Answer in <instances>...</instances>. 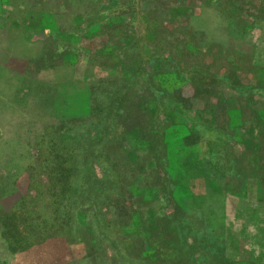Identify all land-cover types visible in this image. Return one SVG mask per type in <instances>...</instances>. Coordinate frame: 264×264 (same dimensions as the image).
<instances>
[{"label": "trees", "instance_id": "1", "mask_svg": "<svg viewBox=\"0 0 264 264\" xmlns=\"http://www.w3.org/2000/svg\"><path fill=\"white\" fill-rule=\"evenodd\" d=\"M204 9L226 24L216 36L193 29ZM24 11L42 22L22 85L44 100L22 121L43 127L21 172L0 170V264H264L234 257L213 202L264 203V0H34ZM61 68L74 78L38 81ZM78 86L84 113L46 122ZM186 154L202 158L201 179Z\"/></svg>", "mask_w": 264, "mask_h": 264}, {"label": "rangeland", "instance_id": "2", "mask_svg": "<svg viewBox=\"0 0 264 264\" xmlns=\"http://www.w3.org/2000/svg\"><path fill=\"white\" fill-rule=\"evenodd\" d=\"M33 1L31 0V2ZM50 1L47 0V2ZM26 2L30 7V0H0V170L5 171V168H9L10 175L14 177L28 163L21 155L22 148L33 145L36 142V135L43 127L42 124L32 126L24 124L22 121L24 107L34 109V104H30L31 100L44 98V96L41 97L40 92L38 94V87L34 81H25L26 83L22 85L21 74L31 68V62L28 61L37 59L41 55V45L39 41H35L34 34L31 36L33 32L31 33L30 30H32L31 22L40 23L42 18L36 15H33V18L29 17L24 11ZM61 21L62 19H58L57 23H61ZM16 23L18 28H16ZM192 23L194 30L202 31L209 37L216 36L217 30L226 25L218 13L212 9H204ZM28 24L30 25L29 29L27 28ZM253 39L255 36L250 34L241 44L249 47ZM72 78L74 76L69 68L41 71L37 76L38 81L49 84L44 85L49 87L55 84L59 85L69 79L71 81ZM77 89H79L78 94H75L71 89L67 90V94L69 97L74 94L78 101L72 98L74 103H70L68 100H64L62 105L57 103L51 114L57 115L59 118H50L49 116L45 120L46 122L56 125L58 120L69 114L70 111H74L76 115L84 113L85 105L80 100L85 97L83 95L84 88L78 86ZM234 124H239V120L234 119ZM166 137L171 144L170 151H176L179 147L178 135L174 131H168ZM198 156L186 154L180 157V161L186 168L200 175L199 179H201L200 170H202L203 164L202 158ZM196 183L202 184L200 180H197ZM202 191H204V186ZM204 194V198L211 201L209 193ZM213 202L216 204V216L218 219L221 218L218 228L223 227V224L226 225V238L234 257L254 262L256 259L264 258V203L251 202L249 199L230 198L216 199ZM221 205L223 206L222 213ZM1 252L0 241V254ZM229 255L232 256L231 253Z\"/></svg>", "mask_w": 264, "mask_h": 264}, {"label": "water", "instance_id": "3", "mask_svg": "<svg viewBox=\"0 0 264 264\" xmlns=\"http://www.w3.org/2000/svg\"><path fill=\"white\" fill-rule=\"evenodd\" d=\"M262 259H264V258L262 257Z\"/></svg>", "mask_w": 264, "mask_h": 264}]
</instances>
